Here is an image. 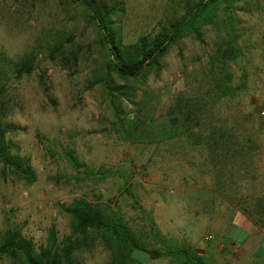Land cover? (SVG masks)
Returning a JSON list of instances; mask_svg holds the SVG:
<instances>
[{"label": "rangeland", "instance_id": "obj_1", "mask_svg": "<svg viewBox=\"0 0 264 264\" xmlns=\"http://www.w3.org/2000/svg\"><path fill=\"white\" fill-rule=\"evenodd\" d=\"M193 1L99 0L106 9H113L111 30L123 45L152 35L165 17H176L182 4ZM232 16L240 54L229 71L233 85L244 75V90L217 111L220 116L249 117L245 127L257 146L258 178L252 185L242 183V193H264V0H240L234 4ZM69 35L72 38L67 44L63 37ZM222 37V31L207 25L201 30V41L187 37L171 46L160 60L158 76H149L140 91L157 96L160 111L175 93L198 84L214 43ZM55 41L78 54L76 66L62 68L59 57L48 59L46 44ZM0 51L11 60L36 54L30 74L20 78L8 74L1 90L8 111L6 121L21 129L9 138L19 154L28 158L36 181L25 186L0 178V232L8 221L39 244L52 226L61 239L69 228L68 217L60 208L75 197L92 200L99 193L102 201L119 210L137 229L144 227L147 232L151 219L159 239L167 242L154 243L148 234V249H177L179 255H197L205 264H233L217 247L232 238L219 235L234 209L214 194L211 176L197 168L201 153L181 149L178 144L130 145L113 134L109 97L100 86L91 85L90 78L105 55L96 28L76 0H0ZM67 149L90 169L103 167L113 175L96 186L76 181L80 175L66 163ZM181 256H139L137 264H179L185 260ZM77 260L104 264L108 253L95 244ZM0 264L11 261L3 257Z\"/></svg>", "mask_w": 264, "mask_h": 264}, {"label": "trees", "instance_id": "obj_2", "mask_svg": "<svg viewBox=\"0 0 264 264\" xmlns=\"http://www.w3.org/2000/svg\"><path fill=\"white\" fill-rule=\"evenodd\" d=\"M76 1L96 28L100 51L105 55L91 70L90 78L91 85L100 86L109 97L111 129L117 139L130 145L155 148L178 144L190 152L197 150L202 156L197 168L200 173L211 176L214 194L264 230V193L256 190L242 193V183L252 185L258 178L257 146L245 127L249 117L220 116L217 111L244 90V75L233 85L229 71L230 64L236 63L240 54L232 16L234 4L240 0L184 3L176 17H165L163 24L158 23L155 33L138 37L134 43L126 45L117 42L111 30L113 9H106L99 0ZM207 25L222 31L223 37L214 43L200 81L175 93L159 111L158 97L140 90L146 86L149 76H158L160 60L171 46L187 37L201 41V30ZM63 38L68 44L72 37ZM63 42L46 44L48 59L59 57L62 68L76 66L78 54L72 49L66 50ZM35 56V53H28L11 60L0 51V178L11 183L22 182L25 186L34 184L36 175L28 158L19 154L9 138L21 129L6 121L8 111L1 99V90L8 74L13 73L15 78L30 74ZM64 155L68 166L80 175L75 177L78 182L87 181L96 186L113 175L110 169L92 170L78 162L71 149L65 150ZM60 210L68 217L69 233L58 239L54 227L50 226L39 244L6 221L0 232V259L8 258L11 264H80L77 256L95 244L108 253L104 264H137L139 256L147 259L181 256L177 249L162 252L148 249V234L154 243L167 242L159 239L151 219L148 218L147 232L144 227L137 229L119 210L102 201L99 193L93 195L92 200L85 196L75 197ZM183 255L185 260L179 264H205L197 255L185 252Z\"/></svg>", "mask_w": 264, "mask_h": 264}, {"label": "crops", "instance_id": "obj_3", "mask_svg": "<svg viewBox=\"0 0 264 264\" xmlns=\"http://www.w3.org/2000/svg\"><path fill=\"white\" fill-rule=\"evenodd\" d=\"M231 221L220 237L229 236L223 246H218L219 253L227 256L233 264H261L264 260V230L254 225L236 209ZM239 234L233 236V233Z\"/></svg>", "mask_w": 264, "mask_h": 264}]
</instances>
